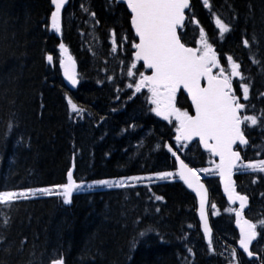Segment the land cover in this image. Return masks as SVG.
Listing matches in <instances>:
<instances>
[{"label": "trees", "instance_id": "1", "mask_svg": "<svg viewBox=\"0 0 264 264\" xmlns=\"http://www.w3.org/2000/svg\"><path fill=\"white\" fill-rule=\"evenodd\" d=\"M192 1L183 41L201 47L202 28L226 74L228 56L240 65L249 99H243L240 77H233V88L246 105L244 114L258 117L257 125L245 122L249 144L241 148L236 180L238 190L250 197L247 215L257 225L253 251L260 257L238 256L240 264H264L259 223L264 221V172L243 167L264 159V0H208L210 7ZM50 12V0H0V191L65 184L73 165L77 190L109 177L175 175L75 191L70 203L53 194L0 204V264H50L59 258L65 264L232 263L233 251L238 253L234 211H228L233 208L222 194L216 160L197 144L175 145V123L151 112L141 95L125 90L113 103L114 88L125 85L121 78L132 62L135 37L126 7L116 0H71L63 39L80 66L83 83L76 90L68 89L58 66L61 39L49 30ZM213 16L230 31L221 35ZM112 31L124 45L116 51ZM50 54L54 65L47 61ZM68 95L93 110L95 120L71 113ZM178 104L189 109L183 93ZM173 152L197 168L210 189L211 245Z\"/></svg>", "mask_w": 264, "mask_h": 264}, {"label": "snow or ice", "instance_id": "2", "mask_svg": "<svg viewBox=\"0 0 264 264\" xmlns=\"http://www.w3.org/2000/svg\"><path fill=\"white\" fill-rule=\"evenodd\" d=\"M125 2V0H121ZM55 10L51 12V28L59 32L61 30L60 14L65 4V0H51ZM206 7H210L208 0H203ZM127 8L130 10V24L134 29L138 42L133 41L131 48L132 63L127 66V75L133 78V83L127 87L135 89L139 93L146 88L150 93L147 98L152 105L150 109L156 115L163 117L170 123H175V139L177 143H183L199 138V142L213 156L219 157V163L215 165L223 184L224 191L228 194L230 201L239 200V209H228L234 211L237 217V224L240 227V247L252 256L249 251V244L256 237V227L252 221L244 219L242 210L245 207L247 196L241 195L235 190L232 181V172L236 168L237 162L241 161L240 153L235 151L233 146L247 144L244 135L245 122L257 125L258 117L255 115H242L246 110V105L240 102L241 97L236 94L233 88V77H240V88L245 101L249 99V85L243 83L244 77L239 71L240 65L231 56L227 57L230 65V73L226 74L224 68L220 66L219 58L212 45L203 37L205 33L200 29L201 40L199 48L187 47L182 42L186 34L181 29L187 27L191 18L186 21L185 10L190 9V0H126ZM94 15V13H93ZM221 35L230 31L228 25L224 24L219 18L216 20ZM113 35L115 33L113 32ZM126 40L127 37H123ZM248 46L249 41H243ZM113 51L116 50L115 40L113 41ZM60 48H64L61 44ZM48 61L53 57L49 55ZM142 62V67L150 71V75L145 74L137 68V63ZM61 67L64 69L65 76L73 85L77 83L74 74V62L71 57L60 60ZM219 68L218 73L213 69ZM135 70V71H134ZM139 78H136V73ZM206 82V83H203ZM181 90L187 93L191 103L189 107L193 109H182L177 106L178 93ZM134 93V94H135ZM68 104L72 111L79 114L83 109L79 108L69 98ZM264 117V113L261 114ZM169 151L172 148L169 147ZM176 156V152L172 153ZM178 174L180 179L192 188L200 198L201 219L205 217V202L207 190L200 183L198 170L190 168L178 156ZM245 168L254 171L264 172V159L249 161ZM203 171L207 172L208 169ZM175 173L159 172L155 176L165 180L173 177ZM144 177H127L117 181L118 186H124L127 181H136ZM150 179V178H149ZM97 184H107L112 186L108 180L96 181ZM81 187L73 178L72 170L67 173V183L53 186V189H26L23 191H0V203L10 204L20 198L27 199L37 193L46 195L62 196L64 203H70L74 190ZM162 199V197H156ZM215 208V205H212ZM264 226V221L259 222ZM207 221H205V233H209ZM143 233H141V236ZM211 245V238L209 237ZM191 252V249H189ZM235 256V251H233ZM51 264H63V259L52 260Z\"/></svg>", "mask_w": 264, "mask_h": 264}, {"label": "water", "instance_id": "3", "mask_svg": "<svg viewBox=\"0 0 264 264\" xmlns=\"http://www.w3.org/2000/svg\"><path fill=\"white\" fill-rule=\"evenodd\" d=\"M66 1L67 0H65V3H66ZM119 1H121V0H119ZM125 2H126V0H125ZM188 47V46H187ZM63 69V68H62ZM73 70H75V64H74V68H73ZM63 72H64V69H63ZM65 75V74H64ZM66 78V81H67V83L68 84H70V85H73L72 83H71V81L67 78V77H65ZM206 83V82H205ZM202 84H203V81H202ZM185 92V91H184ZM185 94L187 95V93L185 92ZM189 100H190V98H189ZM190 102H191V100H190ZM243 126V125H242ZM245 138L247 139V137L245 136ZM194 139H199L198 137H194L193 138V140ZM247 141H248V139H247ZM200 145H201V148L204 150V151H207V152H209L205 147H204V145L203 144H201L200 143ZM247 144H238V146H240V147H244V146H246ZM236 147H237V145H234L233 146V148H234V150L235 151H237V152H239L238 150H236ZM240 153V152H239ZM240 156H241V158H242V154L240 153ZM179 157V156H178ZM215 158H216V160H217V162L219 163V157L218 156H214ZM180 159H181V157H179ZM177 160V159H176ZM182 160V159H181ZM242 160V159H241ZM240 162V161H239ZM239 162H237V165H238V163ZM185 164H187V163H185ZM188 165V164H187ZM177 166H178V168H179V163H178V161H177ZM189 166V165H188ZM190 168H192L191 166H189ZM237 167V166H236ZM235 170H236V168H234L233 169V172H232V181H233V183H234V186H235V190H236V192H238L237 191V187H236V181H235ZM73 172V171H72ZM199 180H200V183H202L203 185H204V187H205V189L207 190V197H206V202H205V217H204V219H201V215H200V220H201V224H202V228H203V230H204V233H205V221H207V225H208V228H209V230H210V223H209V217H208V204H209V190H208V187H207V185L205 184V182H203L201 179H200V177H199ZM184 181V180H183ZM219 182H220V185H221V190H222V192H223V195L225 196V198L227 199V201H228V203L231 205V206H238V209L240 208V201L239 200H235V201H230L229 200V198H228V194L224 191V184H223V182H222V180H221V178H220V176H219ZM187 185V184H186ZM188 186V185H187ZM189 188V187H188ZM189 190L192 192V193H194L195 194V196H196V198H197V201H198V206H199V213H200V198H199V196L196 194V192L192 189V188H189ZM248 198V197H247ZM248 205H249V198L247 199V201H246V203H245V207H244V209L242 210V214H243V218L244 219H247V220H249L248 218H246L245 217V214H244V212H245V210H246V208L248 207ZM235 226H236V228H237V230H238V233H239V235H240V227H239V225L237 224V217H236V220H235ZM209 233H210V231H209ZM208 233V234H209ZM206 234V233H205ZM255 241V238L251 241V243L249 244V251H250V249H251V245L253 244V242ZM239 247H240V244H239ZM241 248V247H240ZM242 249V248H241ZM242 251L244 252V250L242 249ZM246 253V252H245ZM247 254V253H246ZM248 255V254H247ZM249 257H257V255H255V254H253L252 256H249ZM64 264V263H63Z\"/></svg>", "mask_w": 264, "mask_h": 264}, {"label": "rangeland", "instance_id": "4", "mask_svg": "<svg viewBox=\"0 0 264 264\" xmlns=\"http://www.w3.org/2000/svg\"><path fill=\"white\" fill-rule=\"evenodd\" d=\"M91 112L93 113L94 111L91 110ZM130 116L132 117H135L136 116V113L135 112H131L130 113ZM128 177H144V179L140 180L139 182H136V181H127L125 183V185H132V184H138V183H141V182H147V181H151V180H154V181H163L161 179H158L155 175H149V174H146V175H135V176H128ZM121 178H127V177H109V178H103V179H99V180H94L92 182H90L87 187L88 189H81L80 191H85V190H91L92 188H98V189H104V188H116V187H121V186H118L116 184L117 181H120ZM150 178V179H149ZM100 180H108V181H111L112 182V186H109L107 184H97L95 183L96 181H100ZM124 185V186H125ZM43 188H48V189H53V186H46V187H28V188H23V189H15V190H8V191H15V192H19V191H23V190H26V189H33V190H36V189H43ZM38 196H48L46 194H43V193H37V195L35 196H29L28 198H31V197H38ZM21 199V198H20Z\"/></svg>", "mask_w": 264, "mask_h": 264}, {"label": "bare ground", "instance_id": "5", "mask_svg": "<svg viewBox=\"0 0 264 264\" xmlns=\"http://www.w3.org/2000/svg\"><path fill=\"white\" fill-rule=\"evenodd\" d=\"M5 234H6V233H5ZM6 235H7V234H6ZM1 259H2V258H1ZM3 259H4V258H3ZM3 259H2V260H3Z\"/></svg>", "mask_w": 264, "mask_h": 264}]
</instances>
